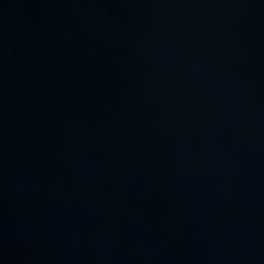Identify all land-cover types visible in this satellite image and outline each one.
Listing matches in <instances>:
<instances>
[{
    "label": "water",
    "instance_id": "obj_1",
    "mask_svg": "<svg viewBox=\"0 0 264 264\" xmlns=\"http://www.w3.org/2000/svg\"><path fill=\"white\" fill-rule=\"evenodd\" d=\"M0 264H264V0H0Z\"/></svg>",
    "mask_w": 264,
    "mask_h": 264
}]
</instances>
